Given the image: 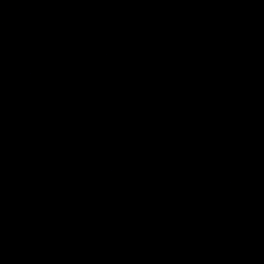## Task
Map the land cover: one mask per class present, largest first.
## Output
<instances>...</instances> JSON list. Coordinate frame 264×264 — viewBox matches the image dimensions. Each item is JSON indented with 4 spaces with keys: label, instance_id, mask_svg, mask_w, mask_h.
<instances>
[{
    "label": "water",
    "instance_id": "95a60500",
    "mask_svg": "<svg viewBox=\"0 0 264 264\" xmlns=\"http://www.w3.org/2000/svg\"><path fill=\"white\" fill-rule=\"evenodd\" d=\"M0 264H264V0H0Z\"/></svg>",
    "mask_w": 264,
    "mask_h": 264
}]
</instances>
